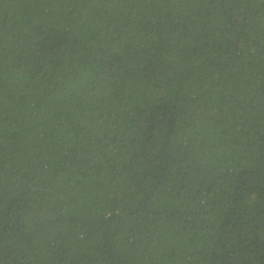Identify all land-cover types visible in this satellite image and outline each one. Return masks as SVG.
<instances>
[{
    "label": "trees",
    "instance_id": "1",
    "mask_svg": "<svg viewBox=\"0 0 264 264\" xmlns=\"http://www.w3.org/2000/svg\"><path fill=\"white\" fill-rule=\"evenodd\" d=\"M0 264H264V0H0Z\"/></svg>",
    "mask_w": 264,
    "mask_h": 264
}]
</instances>
